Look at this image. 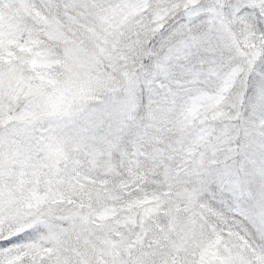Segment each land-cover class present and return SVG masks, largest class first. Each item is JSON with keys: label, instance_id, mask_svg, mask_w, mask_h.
Here are the masks:
<instances>
[{"label": "snow or ice", "instance_id": "6c2138e0", "mask_svg": "<svg viewBox=\"0 0 264 264\" xmlns=\"http://www.w3.org/2000/svg\"><path fill=\"white\" fill-rule=\"evenodd\" d=\"M0 264H264V0H0Z\"/></svg>", "mask_w": 264, "mask_h": 264}]
</instances>
